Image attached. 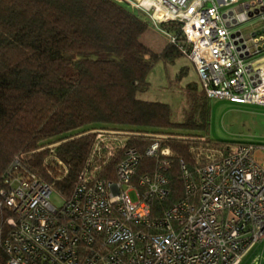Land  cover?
<instances>
[{
	"label": "built area",
	"instance_id": "obj_1",
	"mask_svg": "<svg viewBox=\"0 0 264 264\" xmlns=\"http://www.w3.org/2000/svg\"><path fill=\"white\" fill-rule=\"evenodd\" d=\"M112 1L140 12L188 59L208 99L264 105V0ZM250 11L261 25L243 33L236 26ZM88 132L93 138L68 192L56 184L68 174L56 144L38 149L48 150L43 172L25 152L2 171L3 264H237L264 240V144L112 127ZM174 139L190 141L194 157L178 159L183 195L171 200L177 158L167 143Z\"/></svg>",
	"mask_w": 264,
	"mask_h": 264
},
{
	"label": "trees",
	"instance_id": "obj_2",
	"mask_svg": "<svg viewBox=\"0 0 264 264\" xmlns=\"http://www.w3.org/2000/svg\"><path fill=\"white\" fill-rule=\"evenodd\" d=\"M147 29L146 18L112 0H0V175L19 152L43 172L48 150L38 149L56 144L68 166L56 184L68 192L93 138L88 131L99 127L239 142L204 133L209 99L198 79L197 92L186 84L189 111L182 121L171 120L168 104L138 98L153 62L182 56L168 42L153 51L141 40ZM186 72L182 66L177 77ZM167 144L177 158L169 175L175 200L183 195L178 159L191 164L194 154L186 139Z\"/></svg>",
	"mask_w": 264,
	"mask_h": 264
},
{
	"label": "rangeland",
	"instance_id": "obj_3",
	"mask_svg": "<svg viewBox=\"0 0 264 264\" xmlns=\"http://www.w3.org/2000/svg\"><path fill=\"white\" fill-rule=\"evenodd\" d=\"M136 15L143 17L135 11ZM261 25L259 16L250 18L236 27L243 33L257 29ZM141 40L153 51H160L167 40L159 33L149 29L141 36ZM187 72L181 78L177 75L181 67ZM146 80L148 86L138 92L143 100L160 101L168 104L172 121H182L189 111V87L195 85L192 91L197 92V76L193 66L185 56H179L174 62L162 59L152 63ZM208 123L204 133L215 141H247L264 144V105L237 104L227 99L212 98L207 101ZM131 198L134 199L133 195ZM52 203L58 205L61 201L56 193L50 196ZM237 264H264V240L252 246Z\"/></svg>",
	"mask_w": 264,
	"mask_h": 264
},
{
	"label": "water",
	"instance_id": "obj_4",
	"mask_svg": "<svg viewBox=\"0 0 264 264\" xmlns=\"http://www.w3.org/2000/svg\"><path fill=\"white\" fill-rule=\"evenodd\" d=\"M258 1H259V0H258ZM251 4H255V2L253 1ZM245 6L247 7V5H245ZM258 10H259V9H255V10H254V13L257 14V13H258ZM260 10H261V11H264V6H261V7H260ZM229 13H230V12H229ZM252 14H253V13H252L251 11L248 12V16L252 17ZM258 32H259V31H258ZM236 34H238V31H236ZM231 36H234V34H232Z\"/></svg>",
	"mask_w": 264,
	"mask_h": 264
},
{
	"label": "crops",
	"instance_id": "obj_5",
	"mask_svg": "<svg viewBox=\"0 0 264 264\" xmlns=\"http://www.w3.org/2000/svg\"><path fill=\"white\" fill-rule=\"evenodd\" d=\"M191 64V63H190ZM192 65V64H191Z\"/></svg>",
	"mask_w": 264,
	"mask_h": 264
}]
</instances>
